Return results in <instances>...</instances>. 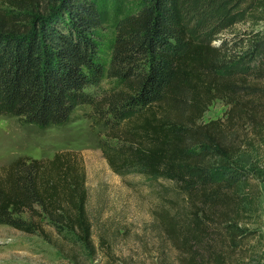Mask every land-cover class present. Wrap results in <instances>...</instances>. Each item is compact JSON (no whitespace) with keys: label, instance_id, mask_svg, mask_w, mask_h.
<instances>
[{"label":"trees","instance_id":"obj_1","mask_svg":"<svg viewBox=\"0 0 264 264\" xmlns=\"http://www.w3.org/2000/svg\"><path fill=\"white\" fill-rule=\"evenodd\" d=\"M262 21L264 0H0V117L47 130L89 108L116 174L164 181L154 214L181 263L229 264L264 183L239 161L264 132ZM217 100L225 117L204 122ZM88 198L75 151L0 170V225L27 235L90 250Z\"/></svg>","mask_w":264,"mask_h":264},{"label":"rangeland","instance_id":"obj_2","mask_svg":"<svg viewBox=\"0 0 264 264\" xmlns=\"http://www.w3.org/2000/svg\"><path fill=\"white\" fill-rule=\"evenodd\" d=\"M110 9L112 19L115 8ZM263 27L264 21L254 29ZM237 29L252 30V26L239 25ZM110 86L104 84L105 88ZM228 109L224 101L217 100L203 121L224 118ZM89 112V108L79 110L72 123L47 130L23 125L13 117H0V170L23 157L51 159L62 151H75L82 156L89 191L87 210L93 224L90 250L72 234L59 235L50 226H45L48 240L39 234L27 235L0 225V264H182L154 214L158 204L155 191L164 181L116 174L102 149L105 131L93 124ZM248 139L252 140L239 161L264 171V132L263 138L250 133ZM259 187L256 210L246 220L251 232L230 250L229 264H264V183ZM186 207L181 200L178 212L185 215ZM218 240L217 246L221 247Z\"/></svg>","mask_w":264,"mask_h":264}]
</instances>
